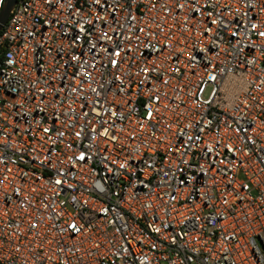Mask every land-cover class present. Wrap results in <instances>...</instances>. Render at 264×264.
Returning a JSON list of instances; mask_svg holds the SVG:
<instances>
[{"label":"built area","instance_id":"1","mask_svg":"<svg viewBox=\"0 0 264 264\" xmlns=\"http://www.w3.org/2000/svg\"><path fill=\"white\" fill-rule=\"evenodd\" d=\"M0 264H264V0H16Z\"/></svg>","mask_w":264,"mask_h":264},{"label":"water","instance_id":"2","mask_svg":"<svg viewBox=\"0 0 264 264\" xmlns=\"http://www.w3.org/2000/svg\"><path fill=\"white\" fill-rule=\"evenodd\" d=\"M16 0H1L0 3V28L6 21L8 14Z\"/></svg>","mask_w":264,"mask_h":264}]
</instances>
